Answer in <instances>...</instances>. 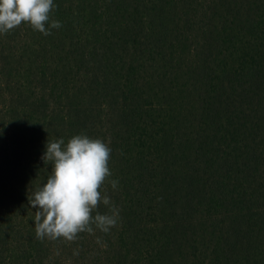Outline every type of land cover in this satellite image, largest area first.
I'll list each match as a JSON object with an SVG mask.
<instances>
[{
  "label": "trees",
  "instance_id": "obj_1",
  "mask_svg": "<svg viewBox=\"0 0 264 264\" xmlns=\"http://www.w3.org/2000/svg\"><path fill=\"white\" fill-rule=\"evenodd\" d=\"M54 3L51 35L0 34V264H264V0ZM81 133L118 223L38 240L45 145Z\"/></svg>",
  "mask_w": 264,
  "mask_h": 264
},
{
  "label": "clouds",
  "instance_id": "obj_2",
  "mask_svg": "<svg viewBox=\"0 0 264 264\" xmlns=\"http://www.w3.org/2000/svg\"><path fill=\"white\" fill-rule=\"evenodd\" d=\"M54 0H0V34H7L27 24L44 36L62 24L52 18ZM111 148L102 139L86 134L47 141L41 159L51 165L47 179L28 196L35 209L34 226L38 240L75 241L80 233H108L119 220L120 209L106 191L107 180L112 189L119 181L109 180ZM107 208L101 213L100 206ZM97 243H102L98 238ZM107 247L106 243L103 244Z\"/></svg>",
  "mask_w": 264,
  "mask_h": 264
},
{
  "label": "rangeland",
  "instance_id": "obj_3",
  "mask_svg": "<svg viewBox=\"0 0 264 264\" xmlns=\"http://www.w3.org/2000/svg\"><path fill=\"white\" fill-rule=\"evenodd\" d=\"M8 178H14V176L13 175H11V176H9ZM17 184H19V185H21V186H24V185H29V187H28V189H31V186L32 185H30L29 184V181H27V180H25L24 182H23V179H21ZM7 190H9V191H12V190H18V191H21L22 189H9V187H7L6 188ZM14 195V197H17L18 196V194H13ZM20 219H21V217H19ZM56 245H58L59 246V249H60V245H62V242H58ZM74 247L75 246H73V247H69L67 250H66V252H71V249H74ZM93 250H97V248L96 247H94L93 248ZM58 252H60V250H58ZM78 264H80V263H78Z\"/></svg>",
  "mask_w": 264,
  "mask_h": 264
}]
</instances>
